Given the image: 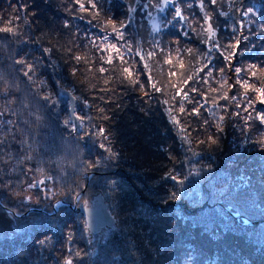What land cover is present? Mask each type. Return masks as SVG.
I'll list each match as a JSON object with an SVG mask.
<instances>
[{"label": "trees", "instance_id": "1", "mask_svg": "<svg viewBox=\"0 0 264 264\" xmlns=\"http://www.w3.org/2000/svg\"><path fill=\"white\" fill-rule=\"evenodd\" d=\"M79 3L85 5L83 10L76 0H0V28L10 26L18 33L0 32V92L9 86L12 102L5 106L8 110L13 106V112H18L16 135H5L0 149L7 151L6 160L41 174L50 165L53 175L70 179L69 194L65 185L59 193L71 196L77 190L78 194L88 190L93 173L91 179L108 177L109 185L97 194L105 198L116 220L114 226L121 228L107 242L105 256L114 264H264V241L251 232L264 225V124L255 118L257 112H264L258 91L264 88L261 0H219L214 10L205 0L204 11L197 5L192 7L190 18L201 20L194 25L196 29L169 26L162 34L160 49L147 42L145 29L133 43L135 48L143 47L144 54H135L133 59L115 54L112 63H107L94 32L112 33L115 16L104 0H95L96 9L89 0ZM252 5L256 15H242ZM208 11L216 32L212 39L205 31L204 15ZM237 41L238 49H226ZM216 43L219 50L213 47ZM45 47L53 51L35 66L29 81L23 76L24 66L14 61L34 63ZM178 50L181 53L172 63H165L167 53ZM237 51L241 54L225 60L224 55ZM150 52L154 54L149 57ZM76 56L81 59L76 60ZM137 61L140 66L132 64ZM209 62L213 78H226L225 86L207 78L209 68L199 71ZM124 68L133 75L129 77ZM235 68L241 69L239 76ZM172 72L176 75H170ZM189 76L192 79L185 84ZM180 88L189 94V100L176 95ZM192 88L199 91L192 92ZM63 90L79 98L76 110L84 119L76 131H72L69 98ZM44 95L52 96L54 107L44 106ZM194 107L199 108L198 116L190 115ZM220 116L225 117L222 123ZM99 128L105 129L104 135L98 134ZM210 136L216 144L209 141ZM96 161L99 163L94 164ZM195 161L201 162L202 170L193 184L189 182V166ZM73 180L78 185H73ZM11 182L0 183V195H6L0 200L17 197ZM47 207L55 209L53 205ZM59 207L69 215L62 220V232L54 231L53 244L52 239L46 245L25 243L21 239L25 231L13 232L0 239L6 249L0 252V259H10V264H65L67 260L96 264L90 241L78 228V215L67 205ZM232 213L256 223L244 224ZM202 214L206 221L197 219ZM226 216L231 218V226L225 223ZM50 229L31 236L37 239Z\"/></svg>", "mask_w": 264, "mask_h": 264}, {"label": "rangeland", "instance_id": "2", "mask_svg": "<svg viewBox=\"0 0 264 264\" xmlns=\"http://www.w3.org/2000/svg\"><path fill=\"white\" fill-rule=\"evenodd\" d=\"M107 3L108 9L112 12V15L115 16V20H112L114 23V28L111 30L112 33L104 34V33H95V40L96 44L100 46V49L104 52L107 58L114 56L115 54H119L121 56L129 55L130 57L134 56L138 52L140 54H144L143 47H133V43L135 39L139 38V34L145 32L148 33V43L157 44L159 49L161 48V37L163 32L169 27H179L180 29H185V31L191 27L196 29L197 27L194 26L197 23H200L201 20L198 18L191 19L190 14H194L193 6L199 5L200 0H174L171 2L169 0L168 3H165L164 0H104ZM116 6H118L116 8ZM179 7L181 9L182 15L184 19H178L175 16V9ZM222 8V9H227ZM257 10H259V5H257ZM210 11H208L209 13ZM207 25H205V29ZM117 29L120 30L122 36L117 33ZM146 29V30H145ZM201 30V29H199ZM89 31L85 32V35L88 34ZM209 36V33H207ZM115 46L112 47V46ZM131 46V47H129ZM20 48V43H19ZM119 49V53L116 51ZM181 51L178 50L174 53L168 54L166 59H171V63L174 57H177ZM1 58V57H0ZM133 59V57H132ZM3 61L5 58L2 59ZM135 61V59L133 60ZM133 65L140 66V62H133ZM130 64V65H132ZM142 65H144L142 63ZM10 71V70H8ZM208 79L216 81L213 83H217L222 87L226 85V78L223 80L213 78L212 76H207ZM1 87V85H0ZM9 86H5L3 92H0V111L4 112V116L0 117L3 121L12 120L13 124L8 125L0 130V138H4L6 140L5 135L9 134L11 138L15 137L16 133L14 132V128L17 124V116L18 112L15 111L14 107L12 106L10 110H8V106L10 103H7L9 99ZM182 88H180L181 90ZM183 90V89H182ZM1 91V90H0ZM7 92V97L3 94ZM77 104V103H76ZM69 105V104H68ZM79 105H77V108ZM76 113L80 116L79 111L76 110ZM69 128H71V124L68 123ZM11 129V131H9ZM5 130V131H4ZM85 132V131H84ZM85 135H88L85 132ZM0 150V183L5 184L8 181H12V185H14V191L17 192V197H11L8 193V198H5L3 201L0 200V239L6 238L9 233H20L25 231L26 233L21 235L22 242H32L38 243L44 241L43 244L46 245L49 239H52V244L54 243L55 239L52 236L54 231L62 232V220L64 217H67L66 209H60L57 203L62 200L65 202L66 199H69L67 203L74 205L77 201V207L84 206L85 203L88 206H92V195L97 194L98 192L101 193L102 189H104L107 185H109L108 177H94L90 179L87 184L88 190L86 188L82 195L77 198L78 190L73 192V195L67 194H60L59 190L63 188L65 185V192L68 193L71 186H70V179L66 180L67 178L64 175L58 176V174H52V168L49 165L46 172L41 174L40 172H34L33 169L28 167H24V164H10V161L6 160L7 151L4 150L1 152ZM12 162V160H11ZM17 167V168H16ZM190 168L191 174L189 176V182L195 184L199 177H201V162L195 161L191 162ZM22 173H24L25 178H23ZM55 177V178H54ZM108 179V180H107ZM40 181H44L43 184H39ZM10 183V184H11ZM30 183L38 184L39 186L34 189L28 188ZM78 183V182H77ZM75 180H73V185L76 184ZM59 186H58V185ZM7 187V186H6ZM86 191V193H85ZM85 193V194H84ZM69 194V193H68ZM78 194V195H77ZM77 195V196H76ZM6 196L5 194H1L0 197ZM96 196V195H95ZM26 197H31L30 201H26ZM70 197V198H68ZM105 199V198H104ZM106 202V201H105ZM25 203V206L22 204ZM107 204V203H106ZM193 205H197V203L192 202ZM53 205L54 208L50 209L47 206ZM6 208L10 209L13 214L11 218L8 213L4 210ZM68 208L72 209L71 207L67 206ZM32 209V210H30ZM35 209V210H34ZM73 210V209H72ZM41 212V213H39ZM37 213V214H36ZM55 213L58 214L57 217L54 216ZM82 213V212H81ZM80 212H76L78 216L77 218V225L80 228V232L84 239L90 241V249H92L93 259L96 264H114L112 263V259L106 258V250H107V242L108 240H112L117 234L120 232L121 228L118 224L113 227H106L98 234H92L89 230H87V224L85 220V216ZM211 217V214H205ZM38 219V221H36ZM197 219H203L204 221V214L198 215ZM225 223L227 225H232L231 218L226 216ZM50 227V230H47L46 233L41 234L38 236L37 239L33 238L31 235L32 233H40L43 230H46ZM77 228V229H78ZM258 229H252L251 232L256 234L258 237H261L262 241H264V225H260L257 227ZM75 230V226H74ZM20 239V240H21ZM86 239V240H87ZM39 244V243H38ZM102 245V247H101ZM4 247V243H0V252H2ZM101 247V248H100ZM12 250V249H10ZM6 252L4 248L3 253ZM17 253V251H16ZM21 251H18L17 254H20ZM98 262V263H97ZM0 264H10V259L5 258L0 259Z\"/></svg>", "mask_w": 264, "mask_h": 264}, {"label": "snow or ice", "instance_id": "3", "mask_svg": "<svg viewBox=\"0 0 264 264\" xmlns=\"http://www.w3.org/2000/svg\"><path fill=\"white\" fill-rule=\"evenodd\" d=\"M76 2L79 4V7H80L81 10H83V9L85 8V5L82 4V3H79V0H76ZM89 2H90V5H91V8H93V9H96V8H97V4L95 3V0H89ZM168 2H169V0H165V3H168ZM171 2H174V0H171ZM207 2L212 6V8H213V10H214V9H215V6H216L217 3L219 2V0H207ZM232 2L234 3V0H232ZM198 6L200 7V9H201L202 11H204V8H205V0H200V3H199ZM261 8H264V0H261ZM97 14H98V13H97ZM249 14H251V15H256L255 5H252V6L247 7V8L244 9L243 12H242V15H244V16H247V15H249ZM261 15H264V12H261ZM175 16H176V18H178V19H181V20L184 19V16L182 15L181 9H180L179 7H177V8L175 9ZM211 21H212V16H211V14L208 13V12H205V15H204V22H205V24H207V28L205 29V31H206L207 33H209V39H212V38L215 37V35H216L215 29L213 28V25H212ZM8 23L11 24V21H9ZM67 26H68V25L65 24V27H67ZM0 32H5V33L12 34V35H18V33L15 32V30H14L12 27H10V26H9V27H3V28H0ZM117 33H118L119 35L122 36V33L120 32L119 29H117ZM27 42H28V41H24L25 44H26ZM203 42H204V43H207V41H203ZM112 47L115 48L114 45H113ZM129 47H131V46H129ZM213 47H215L217 50H219V45H218V43L214 44ZM231 47H236V48L238 49V48H239V42L237 41V43H236L235 45H231V44H230V45H227V46H226V49H227V48H231ZM52 51H53V49H51V48H47V47L43 48V49L41 50V57H40V59L37 60V61H35L34 63H30V62H29L28 60H26V59H16V60L14 61V63H16V64H20V65H23V66H24L23 76L27 77L28 80L31 81V80H32V75H30V74L34 73L35 66L38 65V64H40V62L43 61V60L45 59V57H50ZM116 51L119 53V49H116ZM161 51H163V49H161ZM186 51H187L188 53H190V54L193 52L192 49H186ZM211 51H212V48H209V49H208V53H211ZM139 54H140V53L138 52L137 55H139ZM153 54H154V53H151V52H150V53H148V56L150 57V56H152ZM239 54H241V53H239L238 51H237V52H230L228 55H224V52H221V55H224L225 60H229V59H231L232 56L239 55ZM204 58L207 59L206 56H205ZM75 59H76V60H80L81 57H80V56H76ZM121 59H123V57H121ZM48 63L51 64L52 61L49 60ZM107 63H112V58H111V57L108 58ZM165 63H171V59H166V60H165ZM144 67H145V68H148V65L145 64ZM180 67H181V68L184 67L183 61H180ZM252 67H255V66L253 65ZM205 68H209V71L207 72V75H208L209 77L212 76V70H211V68H210V62H209V63H206V64L204 65V67H202V68L199 69V71H200V72H203ZM99 71H100L101 73H103V72L105 71V69H104L103 67H101V68L99 69ZM123 71H124L125 73H128V76H129V77H131V76L133 75L132 71H131L129 68H124ZM219 71H220L221 73H223L224 70H223V69H219ZM234 71H235V73L237 74V76H239V74H240V72H241V69H240V68H235ZM72 74L75 75V70L73 71ZM170 75H176V73H175V72H172V73H170ZM253 75H255V73H253ZM191 79H192L191 76L187 77L186 80L184 81V83L187 84V82H188L189 80H191ZM149 82H151V77H149ZM206 82H207V81H205V83H206ZM40 83L43 84L44 81H40ZM246 83H247V82H245V84H246ZM152 87L155 88V87H156L155 84H152ZM141 88H143V85H141ZM156 91H160V89H156ZM191 91H192V92H198L199 90L196 89V88H192ZM258 91H259L260 96L262 97V99H261V103L264 104V88H260V89H258ZM3 95H4L5 97H7V92H5ZM176 95H177V96H181V95H182L184 100H189V94H188L187 92H184L182 89H181V90H178V91L176 92ZM233 98H235V97H233ZM41 99H43V100L46 102L45 105H44L45 107H47V106H52V107H54V106H55V103H56V102L53 100V98H52L51 95H44V96L41 97ZM73 99L76 100V99H79V98L74 96ZM204 99H205V102H206V99H207V98L205 97ZM224 99H228V97L225 96ZM11 102H12V101H11L10 99L7 100V103H11ZM49 102H51L50 105H49ZM165 103H166V102H165ZM197 103H199V101H197ZM85 106H88V105H87V101H85ZM200 106L203 107L202 104H201ZM180 111H181V112H184V111H185V109L183 108L182 105H181V107H180ZM225 111H227L226 108H225ZM199 114H200V112H199V108H196V107H194V108L191 110V112H190V115H196V116H198ZM235 115H239V114L236 113ZM3 116H4V112H3V111H0V117H3ZM255 118L258 119V120L260 121L261 124H264V112H257ZM75 119H77V120H81V121H82V120L84 119V117H81V116L77 115V116L75 117ZM224 119H225L224 116H220V117H219V120L221 121V123L224 121ZM175 123L179 124V120H176ZM12 124H13V121L10 120V119L7 120V121H3L2 119H0V130H2V128L5 127V126L12 125ZM65 126H66V127L68 126V122H65ZM81 126H82V125H81ZM76 130H77V129H76V125H72V131H76ZM221 130H222V128H221ZM9 131H11V129H9ZM181 131H184V129H181ZM98 134H99V135H104V134H105V129H103V128H99V130H98ZM107 138H108V137L105 136V139H107ZM208 139H209V141H210L212 144H216V143H217V140H216L214 137H212V136H210ZM5 142H6V141H5L4 138H0V149H2V147H3L4 144H5ZM99 147L103 148L105 151H110L108 148L105 147L104 144H100ZM113 155H116V154L113 153ZM96 163H99V161L94 162V164H96ZM94 164H93V166H94ZM168 178H170V179H172V180H177V178H176L175 176H173V175H169ZM43 183H44V181H40V182H39V184H43ZM177 183L183 184V180H178ZM38 186H39L38 184L30 183V184L28 185V188H30V189H34V188H37ZM171 196H172V198H175V197H176V193L173 192V193L171 194ZM25 199L28 200V201H30V200H31V197H26ZM40 243L43 244L44 241H41ZM65 264H72V262H71L70 260H67V261L65 262Z\"/></svg>", "mask_w": 264, "mask_h": 264}, {"label": "water", "instance_id": "4", "mask_svg": "<svg viewBox=\"0 0 264 264\" xmlns=\"http://www.w3.org/2000/svg\"><path fill=\"white\" fill-rule=\"evenodd\" d=\"M164 2H165V0H164ZM63 93L66 94L69 98V103H70L69 113H70L71 121L73 122L74 125H76V129H81L82 126H81L80 120L75 119L77 114H76V100L73 99L74 95L71 94V92L68 90H63ZM94 174L95 173H93L90 176L89 180L91 179V177L94 176ZM84 190H85V188L79 193L77 198L83 194ZM58 205H67V206L71 207L74 211L82 212L86 217L87 229L93 234L100 233L106 227H113L116 223V220L112 216V214L110 213L108 206H107L105 199H104L102 194H97L95 196L92 206L84 205V206L77 207V201L74 203V205H71L70 203L66 204V202H64L62 200H60L57 203V206ZM5 209L12 216L11 213H13V212L6 207H5ZM232 214L238 220L243 219L244 224L249 225V224H255L256 223V221H250L247 217H245L239 213H232Z\"/></svg>", "mask_w": 264, "mask_h": 264}, {"label": "flooded vegetation", "instance_id": "5", "mask_svg": "<svg viewBox=\"0 0 264 264\" xmlns=\"http://www.w3.org/2000/svg\"><path fill=\"white\" fill-rule=\"evenodd\" d=\"M26 201H28V200H26ZM4 210L6 211V209H4ZM30 210H32V209H30ZM6 212L8 213V211H6ZM11 214H12V215H13V214L15 215V213H14V212H13V213H11ZM13 234H14V233H12V232H11L9 235H10V236H12Z\"/></svg>", "mask_w": 264, "mask_h": 264}]
</instances>
